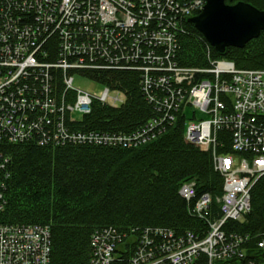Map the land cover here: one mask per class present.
<instances>
[{"label": "built area", "instance_id": "built-area-1", "mask_svg": "<svg viewBox=\"0 0 264 264\" xmlns=\"http://www.w3.org/2000/svg\"><path fill=\"white\" fill-rule=\"evenodd\" d=\"M204 3L0 0V144L134 148L180 114L184 139L208 150L223 177L216 196L197 194L194 179L179 187L188 213L204 223L200 232L177 234L151 225L96 227L88 264H264V230L223 229L227 220L243 219L250 209V188L264 175V67L240 68L213 58L205 39L208 66L179 64V40L189 32L186 17L198 14ZM121 69L140 73V90L153 116L128 134L74 128L95 101L111 107L125 102L123 90L96 75ZM74 74L101 90L74 87ZM189 108L194 119L188 117ZM220 132L230 135L231 151L220 150L225 144ZM8 164L0 150V210L6 203ZM50 251L48 224L0 222V264H49Z\"/></svg>", "mask_w": 264, "mask_h": 264}, {"label": "trees", "instance_id": "trees-1", "mask_svg": "<svg viewBox=\"0 0 264 264\" xmlns=\"http://www.w3.org/2000/svg\"><path fill=\"white\" fill-rule=\"evenodd\" d=\"M242 1L264 9V0ZM186 25L189 32L180 37L176 58L184 66H205L204 37L193 24ZM211 54L233 61L236 67L262 68L264 29L243 47L228 46L223 55L211 47ZM96 75L101 82L123 90L126 100L118 107L95 101L74 128L128 134L153 116L140 90L138 71L105 70ZM183 132L184 116L178 114L155 138L134 148L0 144L9 157L10 173L0 222L48 224L49 264H88L90 233L100 226L128 230L151 225L170 227L177 234L200 232L204 223L188 213L179 187L194 179L197 194L216 196L222 192L223 178L214 170L210 152L187 142ZM229 136L219 133L225 142L222 152L231 151ZM223 229L251 234L264 230V175L250 188V209L243 219H229ZM254 244L248 245L253 248Z\"/></svg>", "mask_w": 264, "mask_h": 264}, {"label": "water", "instance_id": "water-1", "mask_svg": "<svg viewBox=\"0 0 264 264\" xmlns=\"http://www.w3.org/2000/svg\"><path fill=\"white\" fill-rule=\"evenodd\" d=\"M232 1V0H229ZM204 39L223 55L228 46L243 47L264 29V9L237 0H205L202 10L186 17ZM264 259V251L261 253Z\"/></svg>", "mask_w": 264, "mask_h": 264}, {"label": "rangeland", "instance_id": "rangeland-1", "mask_svg": "<svg viewBox=\"0 0 264 264\" xmlns=\"http://www.w3.org/2000/svg\"><path fill=\"white\" fill-rule=\"evenodd\" d=\"M208 66L205 65L204 67ZM73 86L74 87H78V88H83V89H86V90H89V91H92V92H99L101 90V86L99 84H96L94 83L93 81H90L88 78L86 77H83L79 74H74V80H73ZM193 108H189L188 109V117L190 119H194V112H193ZM177 116V115H176ZM176 120V119H175ZM185 121V120H184ZM175 122V121H174ZM184 127H185V124H184ZM184 133V132H183ZM184 136V135H183ZM197 146V145H195ZM198 147V146H197ZM199 148V147H198ZM202 150V149H201ZM208 151V150H206ZM212 158V156H211ZM213 163V162H212ZM218 172V171H217ZM223 178V177H222ZM163 227H167V226H163ZM92 232V231H91ZM91 235V233H90ZM90 239V237H89ZM89 260V259H88ZM89 263V261H88Z\"/></svg>", "mask_w": 264, "mask_h": 264}, {"label": "flooded vegetation", "instance_id": "flooded-vegetation-1", "mask_svg": "<svg viewBox=\"0 0 264 264\" xmlns=\"http://www.w3.org/2000/svg\"><path fill=\"white\" fill-rule=\"evenodd\" d=\"M236 2V1H235ZM234 3V2H233Z\"/></svg>", "mask_w": 264, "mask_h": 264}]
</instances>
